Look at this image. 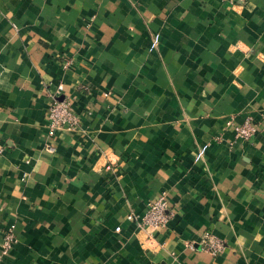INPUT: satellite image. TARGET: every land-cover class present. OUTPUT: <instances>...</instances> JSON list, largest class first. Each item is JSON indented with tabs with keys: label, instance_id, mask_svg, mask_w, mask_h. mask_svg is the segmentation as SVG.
I'll return each mask as SVG.
<instances>
[{
	"label": "crops",
	"instance_id": "obj_1",
	"mask_svg": "<svg viewBox=\"0 0 264 264\" xmlns=\"http://www.w3.org/2000/svg\"><path fill=\"white\" fill-rule=\"evenodd\" d=\"M0 138L2 264H264V0H0Z\"/></svg>",
	"mask_w": 264,
	"mask_h": 264
},
{
	"label": "built area",
	"instance_id": "obj_2",
	"mask_svg": "<svg viewBox=\"0 0 264 264\" xmlns=\"http://www.w3.org/2000/svg\"><path fill=\"white\" fill-rule=\"evenodd\" d=\"M61 90V88H60ZM48 127L51 135L57 132H74L81 123V116L75 111L72 102L69 100H58L53 97L52 104L47 113ZM258 132L257 126L252 118H247L243 124L236 127V138L244 141H249L256 136ZM5 151L4 145L0 138V155ZM48 151L54 152L52 146H48ZM205 148L198 154L197 160L203 157ZM169 204L166 194H162L156 201L148 204L143 217L139 218L135 215L130 216L131 220H135L139 227L146 230H162L166 228L170 221L168 213ZM120 232L121 228L116 229ZM17 242V236L13 228L2 229L0 225V264L9 256ZM203 246L205 251L212 256H218L223 253L226 246L224 242L218 239L213 234H206Z\"/></svg>",
	"mask_w": 264,
	"mask_h": 264
}]
</instances>
